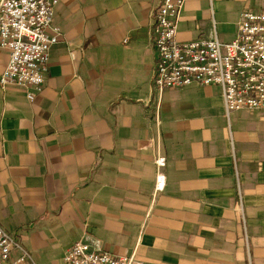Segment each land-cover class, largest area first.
<instances>
[{"label":"crops","instance_id":"0c3cea01","mask_svg":"<svg viewBox=\"0 0 264 264\" xmlns=\"http://www.w3.org/2000/svg\"><path fill=\"white\" fill-rule=\"evenodd\" d=\"M159 1L59 0L42 91L0 90V223L37 264L78 240L141 264H264V110L228 118L219 85L153 96ZM245 10L264 0H185L177 38L229 42Z\"/></svg>","mask_w":264,"mask_h":264},{"label":"built area","instance_id":"2783aa9c","mask_svg":"<svg viewBox=\"0 0 264 264\" xmlns=\"http://www.w3.org/2000/svg\"><path fill=\"white\" fill-rule=\"evenodd\" d=\"M59 0H0V49L8 61L0 72V90L27 88L33 100L41 92L52 45L49 34ZM185 0H160L152 15L156 57L151 92L159 101L168 88L192 84L219 85L227 117L240 110H264V11L245 10L236 37L223 42L216 31L209 37L181 41L178 24ZM166 156L155 159L152 202L167 186ZM141 264L133 256L119 257L78 240L57 264ZM0 264H37L32 254L0 223Z\"/></svg>","mask_w":264,"mask_h":264},{"label":"rangeland","instance_id":"374dc122","mask_svg":"<svg viewBox=\"0 0 264 264\" xmlns=\"http://www.w3.org/2000/svg\"><path fill=\"white\" fill-rule=\"evenodd\" d=\"M38 264H42V263H38ZM50 264H55V263H50Z\"/></svg>","mask_w":264,"mask_h":264}]
</instances>
